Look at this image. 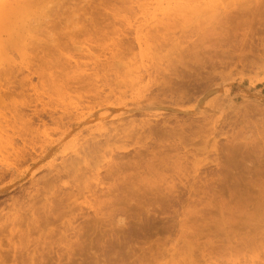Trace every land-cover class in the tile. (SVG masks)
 I'll return each mask as SVG.
<instances>
[{
  "label": "rangeland",
  "instance_id": "rangeland-1",
  "mask_svg": "<svg viewBox=\"0 0 264 264\" xmlns=\"http://www.w3.org/2000/svg\"><path fill=\"white\" fill-rule=\"evenodd\" d=\"M175 1L0 26V264H264V0Z\"/></svg>",
  "mask_w": 264,
  "mask_h": 264
},
{
  "label": "bare ground",
  "instance_id": "bare-ground-1",
  "mask_svg": "<svg viewBox=\"0 0 264 264\" xmlns=\"http://www.w3.org/2000/svg\"><path fill=\"white\" fill-rule=\"evenodd\" d=\"M37 0H11V1H9V0H0V26L1 25H9V22L11 21V20H13V19H17L19 16H20V12H22L23 10H25L27 7H29V6H31V5H33L35 2H36ZM178 1V0H177ZM60 2V1H59ZM180 3L179 4H177L178 2H176L175 1V3H176V7H175V5H174V9H175V12H174V14H176V11H177V13L179 14H182V13H184V12H188V10H189V12L190 11H194V12H196V13H198L200 10H198V8H196V6H192V5H190V4H181L183 1L181 0V1H179ZM184 3V2H183ZM207 7H210V5L209 6H207ZM173 8V7H172ZM201 9V8H200ZM198 11V12H197ZM193 13V12H192ZM195 13V14H196ZM178 14H176V15H178ZM184 15H186L185 13H184ZM174 16V15H173ZM173 16H171L172 18H173ZM178 16H180V15H178ZM187 16V15H186ZM174 17H176L177 18V16H174ZM182 17H185V16H182L181 15V18ZM188 17V16H187ZM171 18V19H172ZM186 18V17H185ZM174 20H175V18H173ZM187 19V18H186ZM170 20V19H169ZM171 21V20H170ZM182 21H185V20H183V18H182ZM186 22V21H185ZM53 25V24H52ZM55 25V24H54ZM56 26V25H55ZM54 27V26H53ZM87 27V26H86ZM2 27H0V29H1ZM89 28V27H88ZM46 29V28H45ZM85 29V28H84ZM95 29V28H94ZM44 30V29H43ZM79 30H81V29H79ZM80 32V31H79ZM80 34V33H79ZM49 44V43H48ZM48 44L46 45V44H44L45 46L43 47V48H45V49H47V47L46 46H48ZM74 44V43H73ZM41 45V44H40ZM58 45V44H57ZM56 45V46H57ZM55 46V47H56ZM59 46V45H58ZM7 47H9V46H7L6 45V41H4V40H2V39H0V50H2L3 52H4V50L5 51H7L8 50V48ZM52 47H53V45H52ZM10 49V48H9ZM49 49V48H48ZM48 49H47V51H48ZM46 52V51H45ZM4 54V53H3ZM8 92H10V91H8Z\"/></svg>",
  "mask_w": 264,
  "mask_h": 264
}]
</instances>
